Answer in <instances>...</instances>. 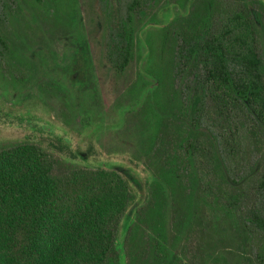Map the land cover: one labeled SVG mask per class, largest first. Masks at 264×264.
Masks as SVG:
<instances>
[{
    "label": "trees",
    "instance_id": "1",
    "mask_svg": "<svg viewBox=\"0 0 264 264\" xmlns=\"http://www.w3.org/2000/svg\"><path fill=\"white\" fill-rule=\"evenodd\" d=\"M65 1L73 13L78 0ZM27 2L52 12L60 3ZM97 2L110 73L122 79L135 69L107 126L147 161L144 184L77 165L56 175L35 143L1 148L0 264H191V230L222 223L255 239L249 264H264V62L255 22L264 0ZM19 4L0 0V69L13 56L4 24ZM165 35L169 87L157 44ZM69 74L90 88L86 38L75 40Z\"/></svg>",
    "mask_w": 264,
    "mask_h": 264
},
{
    "label": "rangeland",
    "instance_id": "2",
    "mask_svg": "<svg viewBox=\"0 0 264 264\" xmlns=\"http://www.w3.org/2000/svg\"><path fill=\"white\" fill-rule=\"evenodd\" d=\"M59 1L52 12L20 0L4 24L13 56L0 69V149L19 142L35 143L54 161L56 175L73 165L114 169L143 186L147 161L107 126L113 116L111 110L134 78L135 69L122 79L110 73L103 59L102 14L97 0H78L73 13L65 0ZM257 12L260 21L255 22L264 62V8L258 7ZM78 37L89 41V89L78 88L77 77L69 74ZM157 44L164 83L169 87L167 35L158 38ZM126 121L127 126H133L130 116ZM251 149L247 150L249 157L255 152ZM215 230H191L190 263L249 264L255 239L239 238L223 223ZM124 232L121 225L119 238Z\"/></svg>",
    "mask_w": 264,
    "mask_h": 264
}]
</instances>
